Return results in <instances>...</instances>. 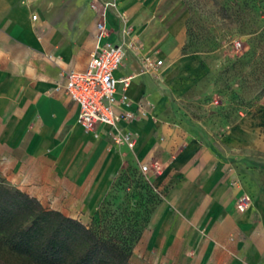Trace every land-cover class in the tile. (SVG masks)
<instances>
[{
    "label": "crops",
    "instance_id": "obj_1",
    "mask_svg": "<svg viewBox=\"0 0 264 264\" xmlns=\"http://www.w3.org/2000/svg\"><path fill=\"white\" fill-rule=\"evenodd\" d=\"M111 2L0 0V174L85 223L129 162L158 165L148 176L162 201L136 244L137 264H264V112L239 120L219 146L168 122L151 76L138 74L130 24L110 6L101 16ZM100 21L105 41H130L115 77L134 76V119L119 124L134 148L116 143L110 126L84 130L78 104L57 90L68 69L87 67Z\"/></svg>",
    "mask_w": 264,
    "mask_h": 264
},
{
    "label": "rangeland",
    "instance_id": "obj_2",
    "mask_svg": "<svg viewBox=\"0 0 264 264\" xmlns=\"http://www.w3.org/2000/svg\"><path fill=\"white\" fill-rule=\"evenodd\" d=\"M109 4L136 35L138 74L151 76L149 92L166 104L168 122L219 146L239 120L264 112V0H123L120 9L115 0ZM123 44L127 53L130 41ZM148 57H162L164 64L146 70ZM143 178L152 184L129 162L84 224L120 218L143 234L162 201ZM131 263L137 264L136 245Z\"/></svg>",
    "mask_w": 264,
    "mask_h": 264
},
{
    "label": "trees",
    "instance_id": "obj_3",
    "mask_svg": "<svg viewBox=\"0 0 264 264\" xmlns=\"http://www.w3.org/2000/svg\"><path fill=\"white\" fill-rule=\"evenodd\" d=\"M129 228L130 222L105 217L88 226L0 175V264H132L142 232Z\"/></svg>",
    "mask_w": 264,
    "mask_h": 264
},
{
    "label": "built area",
    "instance_id": "obj_4",
    "mask_svg": "<svg viewBox=\"0 0 264 264\" xmlns=\"http://www.w3.org/2000/svg\"><path fill=\"white\" fill-rule=\"evenodd\" d=\"M109 6L110 4L103 5L102 17H105L106 9ZM94 8L98 9L97 6ZM34 19H37V15L34 16ZM97 28L96 45L87 67L84 70L68 69L57 90L65 91L78 104L80 108L79 124L84 130L92 132L99 125L110 126L115 131L112 135L116 143H125L134 148L135 139L132 133H123L119 127L121 121L134 119V113L127 109L130 106L127 91L134 76L122 79L115 77V72L125 60L126 47L125 44H113L104 40L107 29L103 21L98 22ZM162 64V60L149 57L144 59L146 70L158 68ZM119 85H122V90H119ZM141 170L147 175L152 170L160 174L162 168L158 165L153 168L143 165ZM247 204L248 198L242 197L239 200L241 208H245Z\"/></svg>",
    "mask_w": 264,
    "mask_h": 264
}]
</instances>
